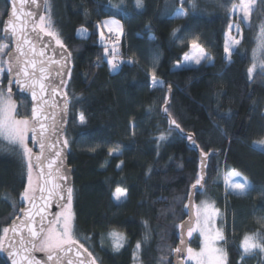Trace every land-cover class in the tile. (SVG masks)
<instances>
[{
  "label": "trees",
  "instance_id": "16d2710c",
  "mask_svg": "<svg viewBox=\"0 0 264 264\" xmlns=\"http://www.w3.org/2000/svg\"><path fill=\"white\" fill-rule=\"evenodd\" d=\"M233 3L238 0H195V7L180 0H142L141 7L136 0H46L45 24L70 51L72 62L65 133L74 179L72 235L97 264H132L136 244L148 228L145 263L155 264L157 257L173 264L172 249L200 175L199 151L213 154L196 202L205 192L221 211L227 264H264V250L244 253L240 247L245 235L264 238V57L258 49L264 0L250 26L239 21L242 39L228 62L224 45L236 20ZM178 8L186 15L178 17ZM8 10L6 0H0V45L5 46ZM112 16L125 25L118 56L125 60L116 71L110 69L111 52L106 53L99 38L103 20ZM80 27L89 29L88 37L77 35ZM193 40L210 59L174 69ZM7 53H0V87L6 93ZM153 73L162 82L155 87ZM13 98L18 116L30 117L29 98ZM170 119L176 123L171 125ZM231 170L250 179L245 194L227 192L224 177ZM27 186L26 160L0 141V264H8L1 252L3 229L19 216ZM117 187L127 190L119 203L113 197ZM111 231L126 236L119 252L108 242ZM190 245L199 246L197 236Z\"/></svg>",
  "mask_w": 264,
  "mask_h": 264
},
{
  "label": "snow or ice",
  "instance_id": "6c2138e0",
  "mask_svg": "<svg viewBox=\"0 0 264 264\" xmlns=\"http://www.w3.org/2000/svg\"><path fill=\"white\" fill-rule=\"evenodd\" d=\"M10 2L13 4L10 18L5 23V32L9 29H11L12 33L15 35L17 31L20 32V39H22L23 44H29L31 45V40L28 36L24 35L25 32V24L21 20V16L18 14V10L15 7V0H10ZM186 2H190L192 7H195V0H180V3L183 5ZM20 3L23 4L24 0H20ZM31 3L35 5L37 3V0H31ZM256 3V0H238V3H233L231 6L230 11L231 12H239L241 14V19L243 22H248L251 16V13L254 9V5ZM142 6V0H136V7ZM116 7V6H114ZM176 15L178 17H182L186 15L183 8H178L176 10ZM29 16H35V13L28 12L25 13V17ZM39 25H36L33 27L32 31L35 33L36 28L39 27V31L44 33L47 36L56 38V43L63 47L62 42L58 38L57 34L49 31L48 28L50 25L45 24V17L39 16ZM17 21H20L19 27L17 26ZM109 22H105L107 24ZM113 24H118V21H111ZM233 27L236 28L237 32H239V25H229V29L231 30ZM86 31V30H82ZM175 34V33H174ZM39 39V37H37ZM240 41L235 38H231V40H226L224 45V52L226 54V59L230 58L232 49L235 47V45H238ZM6 46L0 45V53H4ZM191 53H185L184 60L185 61H194L196 64H200L202 60L210 59L208 57L204 50L196 43L195 40L191 42ZM258 49L261 53V56L264 57V25L260 26V32L258 35ZM16 51L19 53V56H24L25 53L22 50V45L20 43L17 44ZM34 51V47H33ZM43 50L41 51L40 55L43 56ZM257 54V49L253 50V57L255 60ZM7 55L9 57H12V53L8 52ZM19 56L13 57V60L16 61L17 65H19ZM108 63L111 65L112 69L115 70L118 68V64L114 63L113 60H109ZM3 64L4 61L0 60V72L3 71ZM28 66H31L33 69H35V61H28L24 64V66H17L15 69V77L17 79L15 80H9V88L7 89L9 96L6 98L4 91L0 89V141H6L8 144L12 145L14 148L18 149L20 152V155L26 160L27 162V168H28V182L29 186L32 185V170L34 167L39 168L40 164L34 165L32 163L33 156H32V149L28 147L27 140L29 137V133H32V139L35 142L39 143V147L41 149V155H38L35 157L36 161H41V157L43 155V151L45 149V132L48 130V126H46L44 123H40V117L43 116V112L41 111L42 105L40 106H33L31 110V117H25V118H17L18 108L17 105L11 100V85L13 83H16L20 85L21 89L23 90L25 87L31 89V95L33 101L41 100L42 104H47L46 100H43V94L46 91V85L44 83V80L47 79L46 76L41 75L38 79H33L34 73H29ZM256 65L255 63L248 69L249 76L251 78L252 73L255 69ZM261 67L264 68V63L261 64ZM7 71L11 74L14 71L13 63L10 61L8 62V68ZM45 69L43 67L40 68V72L43 73ZM21 74H23V77L27 78V80H31V83H27V80L22 83ZM60 73L57 72V75ZM63 83V81H61ZM162 82L157 79L155 76V73L152 75V86L155 87ZM39 84V94L35 90L36 85ZM53 92L56 91L55 88L52 89ZM167 111V109H165ZM44 120L49 119L47 116H43ZM80 123H84V118L81 115L80 117ZM171 123L175 124L176 122L173 120ZM37 125H39L40 132H39V139H37ZM176 127L179 128V125L176 124ZM58 129L55 128V126H52V134L55 135ZM165 137L161 136L160 139L163 140ZM190 139V137H189ZM59 142V141H57ZM68 141L64 140L63 145L64 147H67ZM261 146H264V142H261ZM49 148H52L53 145L49 144ZM109 154H112V150H109ZM207 155V154H204ZM61 156L60 151H56L54 154V157L49 160L48 167L51 169L53 165L56 163V159H58ZM203 165V161H202ZM119 167V165H118ZM42 171V169H41ZM56 171L59 173V167H57ZM49 177L52 176V173H48ZM229 178L233 176H240V173L233 170L228 174ZM61 180H66L67 176L65 174L60 175ZM204 180L203 175H198L197 179L195 180V183L192 184L193 190H198L203 188L202 181ZM47 183V181H46ZM226 185L228 188H230L233 192H235L238 195H243L246 193L249 182L246 178L243 179V182L240 181H232L231 179L226 180ZM29 188L25 189V192L22 194V198L29 199L28 193ZM59 190V191H57ZM33 192H35V189H32ZM40 192L44 191V188L39 189ZM72 194L73 189L68 186V184H54L52 189L48 190L49 197L56 195L59 197L61 201H66L62 205H58L62 209H66V211H62L60 213L56 214V223H60V217H63V223L61 225L62 231H56L54 228H47L45 229L43 223L41 224V227L39 229H36L31 224H27L26 227L28 228V239L26 240L23 235H21L20 239L18 241H14V244L16 245V251L14 252V255H19L20 252H30L31 250L37 249V246L39 245V250L43 251L45 249L47 250H60L63 251V245L65 244H76L77 240L74 239L72 235V226H71V220L73 218V214L71 212V202H72ZM127 195V190L122 189L120 187H117L115 189V192L113 193L114 200L119 203L123 198H125ZM192 193L189 194V199H191ZM186 207H188L186 205ZM202 209V211H201ZM219 212L218 209L214 207V204L209 203L208 201H202L199 209L196 213V226L193 227L191 223L186 225H181L182 233H181V240H180V246L176 247L175 249H172L175 253L178 255H183L185 248L187 252L186 260H193L195 261V264H227V252L220 247H216L215 244L217 241L224 240L223 233L216 229L214 234L213 230L211 228V224L213 223V216L217 215ZM44 219L43 217L41 218ZM53 222L50 221L49 224H52ZM14 233L16 232L15 227L11 229ZM9 229L5 228L3 229V232L6 234L8 233ZM186 231L187 237L189 239L192 238L193 233L196 231L200 232V235L203 237V244L200 248V251H195L191 247H186V241L183 238V232ZM47 232V235H44V233ZM114 241V249L119 250L120 247L123 246L121 243L124 240V236L121 233H117L115 231L111 232L109 234ZM2 239V238H0ZM147 239V237H146ZM12 246V245H10ZM81 248H83V245H80ZM141 247L140 243H137L136 249L139 250ZM240 247L243 249L244 253H249L255 249H262L264 250V238H261L259 234H253V235H245L244 239L241 241ZM84 251L87 253L88 257H91V264H96V260L94 257H92V253L88 252V250L85 248ZM25 260H27V264H39L38 261H35L34 258H30L28 256L24 257ZM53 255H48V260H52ZM135 259V254H134ZM16 264V262H14ZM71 264V262H69ZM80 264H84V261H81Z\"/></svg>",
  "mask_w": 264,
  "mask_h": 264
},
{
  "label": "water",
  "instance_id": "95a60500",
  "mask_svg": "<svg viewBox=\"0 0 264 264\" xmlns=\"http://www.w3.org/2000/svg\"><path fill=\"white\" fill-rule=\"evenodd\" d=\"M9 10L8 15L5 20V23L10 18V13L13 7V4L10 0H6ZM15 7L18 10V14L21 16V20L25 24V32L24 35L28 36L31 40V45L23 44L22 39H20V32L14 35L9 29L7 33L5 32V24H4V41L10 46L9 52L12 53V57L7 55V66L8 62L13 63L14 71L13 73L8 72V85L9 80H15V69L17 66H24V64L28 61H35V69L31 66H28L29 73H34L33 79H38L41 75L46 76L47 79L44 80L46 85V91L43 94V100L47 101V104H42L41 100L33 101L31 95V89L25 87L23 90L20 85L13 83L11 85V93L10 95L13 97L15 95H21L29 98L31 103V110L33 106L42 105L41 111L43 112V116L49 117V119L44 120L43 116L40 117V123H44L48 126V130L45 132V149L43 151V155L41 157V161H36L35 157L41 155V149L39 147V143L33 141L32 133H29L28 143L30 148L32 149L33 160L32 163L34 165L40 164V167H34L33 171L37 175L38 178V186L35 188V192L32 191L29 199H25V204L23 208L20 210V214L16 217L8 226V233L5 234L1 245L2 256L8 264H27V260L24 259L25 256L30 258H34L35 261H38L39 264H80L81 261H84V264H91V257H88L87 253L84 251L85 247H80V243L76 244H65L63 245V251L60 250H39V245L37 249L31 250L30 252H20L19 255H14L16 251V245L14 241H18L23 235V237L27 240L28 237V228L27 224H31L36 229L41 227L43 223L45 229L52 227L56 220V214L62 212L64 209L59 207L58 205L64 204L66 201H61L58 196L53 195L49 197L48 190L53 188L54 184H68L73 189L74 179H73V168L69 164V156L70 150L67 147H64L63 141L65 140V133L68 128L69 122V101L66 94V86L69 80L70 72L72 69L71 62V53L70 51L63 45L61 47L56 43V38L45 35L44 33L39 31V27L36 28V32L32 31L33 27L39 25V16H43L46 9V0H37V3L33 5L31 0H24V3L21 4L20 0H15ZM32 12L35 13V16L25 17V13ZM20 21H17V26L19 27ZM39 37V39L37 38ZM20 43L22 45V50L25 53L24 56H19V53L16 51L17 44ZM34 47V51H33ZM43 50V56L40 55ZM19 56V65H17L16 61L13 60V57ZM43 67L45 71L43 73L40 72V68ZM57 72L60 74L57 75ZM22 83L27 80V78L23 77L21 74ZM63 81V83H61ZM27 83H31V80H27ZM55 88L56 91L53 92L52 89ZM35 90L39 94V84L36 85ZM171 93V91H170ZM169 106V104H167ZM30 110V117H31ZM29 117V118H30ZM170 119V123H171ZM55 126L58 131L55 135L52 134V126ZM172 125V123H171ZM40 128L37 125V139H39ZM194 138L191 137V140ZM59 141V142H57ZM191 142V141H190ZM52 144L53 147L49 148L48 145ZM195 147V146H193ZM56 151L61 152V156L56 159V163L50 169L48 167V162L50 159L54 157ZM213 153L209 155H204L201 151H199L200 156V175L204 176V180L202 181L203 188L207 182V162L208 158ZM203 161V165H202ZM57 167H59V173L56 171ZM42 169V171H41ZM51 172L52 176L49 177L48 173ZM65 174L67 176L66 180H61L60 175ZM47 181V183H46ZM29 187V182L28 186ZM44 188L43 192H40V188ZM202 189L193 190L191 187L190 193H192L191 199L188 198L187 203V218L181 223V225H186L191 223L192 226H195L196 223V193L202 191ZM59 191V190H57ZM44 218L43 220L41 218ZM52 221V224L49 222ZM180 225V226H181ZM15 227L16 232L14 233L11 229ZM182 229L179 227V241L178 246H180ZM47 235V232L44 233ZM183 238L186 241V247H190V243L193 239H189L187 237L186 231L183 232ZM12 245V246H10ZM88 252H90L88 250ZM52 254L53 259L48 260V255ZM186 248L183 255H178L173 252V264H189L186 262ZM92 257H94L92 255ZM97 264V263H96Z\"/></svg>",
  "mask_w": 264,
  "mask_h": 264
},
{
  "label": "rangeland",
  "instance_id": "374dc122",
  "mask_svg": "<svg viewBox=\"0 0 264 264\" xmlns=\"http://www.w3.org/2000/svg\"><path fill=\"white\" fill-rule=\"evenodd\" d=\"M259 4H260V0H256V3L254 5V9H253V11L251 13V16H250V19H249L248 22H243L242 21L241 14L239 12H232V16L236 20L233 21L231 24L232 25H237L238 24L239 25V32H237V30H236L235 27H233L231 30L228 29V32L226 33V40H231V38H235V39H238L239 41H241V39H242V30H241V25H240L239 21H242L247 27L250 26L251 23H252L253 15L255 14V12H256ZM111 21H118V24H113V23H111ZM105 22H109V23L105 24ZM82 30H86V31H82ZM112 32L115 33V34H117V35H119L121 38L123 37V35L125 33V25H124V23L120 19H118L117 17H114V16L107 17V18H105L103 20L102 25H101V28H100L99 38H100V41L106 46V53H108L110 51L113 54V55H111V56L108 57V60H113L114 63H117L119 61V57L118 56H120V52H121L120 46H119L120 43H118L116 45H109L108 38H109L110 34H112ZM89 34H90V31H89V29L87 27H80L78 29V31H77V35L79 37H83V38L88 37ZM199 46L204 50L205 54L208 56V53L206 52V50L201 45H199ZM237 46L238 45H235V47L232 49V52L236 49ZM9 48H10V46L7 45L6 48H5L4 54L7 53V51L9 50ZM191 51H192V49L190 50L189 53H191ZM226 60L229 62L231 60V55H230V58L229 59H226ZM203 61L204 60H202L201 63ZM200 64H196L194 61H185L184 60V57H183V59L181 61H178V62H176L174 64V69H182V68H188V67H195V66H198ZM110 69L112 71H116L118 68L115 69V70H113L112 67H111V65H110ZM2 74L3 73L0 72V84H1ZM0 89H2V88L0 87ZM3 91H5V90H3ZM4 94H5V97L6 98L9 96V94L6 93V92H4ZM11 100L17 105V102L15 101V99L12 96H11ZM17 118H22V117L18 116ZM27 144H28V147L30 148V145H29L28 141H27ZM232 171L233 170L228 171L226 173L225 177H224V184H225V188H226L227 192H229V191L233 192L226 185V180H228V179H231L232 181H240V182H243V179L246 178L247 181L249 182L248 189L251 187V184L252 183H251L250 179L247 178L246 176H244L243 174H241L240 172L236 171V170H235L236 172L240 173V176H238V177L237 176H233V177H230L229 178L228 174L230 172H232ZM37 186H38V178H37V175L35 174V172L32 170V185L28 187L30 189L29 190V193H28V196H30V194H32V189L37 188ZM202 201H208L209 203L214 204V207L219 210V208H217L216 204L209 197V195L207 193L203 192V194L200 196V198L196 202V213H197V211L199 209V206H200V204H201ZM63 211H66V209H64ZM201 211H202V209H201ZM59 219H60V223H56L55 222L53 224V226L51 227V228H54L58 232L59 231H62L61 225L63 223V217H60ZM212 220H213V223L211 224V228L213 230V234H214V232H215L216 229H219L223 233V236H224L223 217L221 216V211L220 210H219V212H218L217 215L213 216ZM72 224H73V218L71 220V226H72ZM195 226H196V223H195ZM111 232H113V231H111ZM111 232L108 233V242L110 243L111 248L115 252H119L126 245V243H127L126 236L123 233H121V232L115 231L117 233L123 234V236H124V240L121 242L123 244V246L120 247L119 250L117 251V250L114 249V246H113V244H114L113 238L109 235ZM194 236H197L198 237V239H199V246L198 247L190 246V247L192 249H194L195 251L198 252V251H200V248H201V246L203 244V237L200 235V232L199 231L194 232L192 237H194ZM146 237H147V239H146ZM137 243H140L141 244V247H140L139 250H137L136 247H135V251H134L135 259H134V255H133L132 264H146L145 263V260L143 259V256H144V252L148 249V247L150 246V243H151V233H150L149 228L146 229L145 235ZM215 246L216 247L223 248L226 251V249H225L222 241H217L216 244H215ZM244 258H246L245 255H244ZM155 260H156L155 264H167L168 263L166 260L159 259L157 257L155 258ZM186 262L189 263V264H195V261H193V260H186Z\"/></svg>",
  "mask_w": 264,
  "mask_h": 264
},
{
  "label": "built area",
  "instance_id": "2783aa9c",
  "mask_svg": "<svg viewBox=\"0 0 264 264\" xmlns=\"http://www.w3.org/2000/svg\"><path fill=\"white\" fill-rule=\"evenodd\" d=\"M120 41H121V37H120L119 35L113 33V32H112V34H110V36H109V38H108V43H109V45H116V44L120 43ZM111 55H113V54L111 53ZM124 60H125L124 57H122V56L119 57V61L117 62V64L120 66L121 63H122Z\"/></svg>",
  "mask_w": 264,
  "mask_h": 264
}]
</instances>
